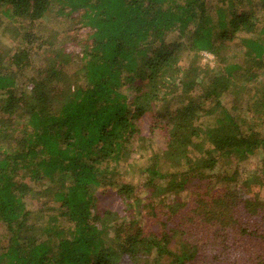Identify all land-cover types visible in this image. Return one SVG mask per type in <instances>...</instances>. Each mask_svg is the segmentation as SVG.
<instances>
[{
	"label": "trees",
	"instance_id": "1",
	"mask_svg": "<svg viewBox=\"0 0 264 264\" xmlns=\"http://www.w3.org/2000/svg\"><path fill=\"white\" fill-rule=\"evenodd\" d=\"M7 31L0 264H264V0H0Z\"/></svg>",
	"mask_w": 264,
	"mask_h": 264
},
{
	"label": "rangeland",
	"instance_id": "2",
	"mask_svg": "<svg viewBox=\"0 0 264 264\" xmlns=\"http://www.w3.org/2000/svg\"><path fill=\"white\" fill-rule=\"evenodd\" d=\"M72 15H76V13L72 14ZM18 25V24H17ZM76 26V27H75ZM74 28H77V25L75 23H73L72 19H69L68 17L65 16H57L54 15V13H52V16H50L48 19H46L45 21H43V24L41 27L38 28L39 30V34H43L46 35L50 30H63L67 31V40H66V44L68 43V45L71 43L69 49L73 50L74 49V42L72 41L71 37L75 31ZM79 33L82 36H84L87 33V29H80ZM13 36V34L11 33V31H7L5 33L0 34V39L1 41L6 45V47H10V46H14V44H12V39L11 37ZM70 37V38H69ZM80 39V38H79ZM73 42V43H72ZM66 46V45H65ZM76 49V48H75ZM11 50H14V48H11ZM76 51H78V49H76ZM74 57H76V54L73 55ZM199 64L201 66V68L203 70L207 69V70H211L214 72L215 66L217 65V58L216 55L207 51H203L200 53V61ZM158 121V126L161 128L162 127V122L160 121V119L156 120ZM160 134H158V137H161L163 134L164 129H160ZM158 133V132H157ZM162 142H164V137H162ZM129 176H132V170H129ZM126 176V179L124 180H128V178ZM104 187H102L100 189V191H103ZM104 205L111 207V208H116L119 207V203H118V198L113 194V193H109L104 200Z\"/></svg>",
	"mask_w": 264,
	"mask_h": 264
}]
</instances>
